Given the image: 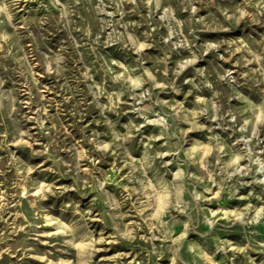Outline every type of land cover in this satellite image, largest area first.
I'll list each match as a JSON object with an SVG mask.
<instances>
[{
    "label": "rangeland",
    "instance_id": "rangeland-1",
    "mask_svg": "<svg viewBox=\"0 0 264 264\" xmlns=\"http://www.w3.org/2000/svg\"><path fill=\"white\" fill-rule=\"evenodd\" d=\"M0 264H264V0H0Z\"/></svg>",
    "mask_w": 264,
    "mask_h": 264
}]
</instances>
